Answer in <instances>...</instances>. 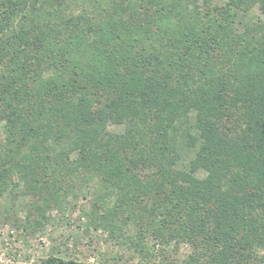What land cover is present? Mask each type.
Returning <instances> with one entry per match:
<instances>
[{
	"label": "trees",
	"instance_id": "16d2710c",
	"mask_svg": "<svg viewBox=\"0 0 264 264\" xmlns=\"http://www.w3.org/2000/svg\"><path fill=\"white\" fill-rule=\"evenodd\" d=\"M0 124L16 225L95 181L89 222L141 257L264 264V0H0Z\"/></svg>",
	"mask_w": 264,
	"mask_h": 264
},
{
	"label": "rangeland",
	"instance_id": "374dc122",
	"mask_svg": "<svg viewBox=\"0 0 264 264\" xmlns=\"http://www.w3.org/2000/svg\"><path fill=\"white\" fill-rule=\"evenodd\" d=\"M108 128L116 129L114 125ZM3 135L0 124V139ZM178 153L180 159L177 166L187 168L193 153L184 149ZM199 175L203 173L199 172ZM8 181L16 182L17 176L14 175ZM22 189V185L13 187L11 183L8 188L0 191V247L3 248L6 242H13L27 256V264H40L41 259L48 255L77 259L86 264H162L164 259L168 262L170 259L175 260L169 264H180L190 251L185 243L178 245L177 249L171 244L173 249L164 248L165 251H161V245L154 240L148 243L154 255L144 258L131 243L130 237H134L133 225H128L121 232L116 231L117 238L110 237L109 230L102 226L94 227L86 213L92 196L99 189L95 181L82 183L80 187L72 189L68 203L47 209L44 214L47 220L42 219L41 215H35L31 216L27 228L16 225L14 219L24 224L29 208L30 199L21 193ZM38 220L41 224L35 225L34 221Z\"/></svg>",
	"mask_w": 264,
	"mask_h": 264
},
{
	"label": "built area",
	"instance_id": "2783aa9c",
	"mask_svg": "<svg viewBox=\"0 0 264 264\" xmlns=\"http://www.w3.org/2000/svg\"><path fill=\"white\" fill-rule=\"evenodd\" d=\"M27 261V256L13 242H6L3 248L0 247V264H27Z\"/></svg>",
	"mask_w": 264,
	"mask_h": 264
}]
</instances>
